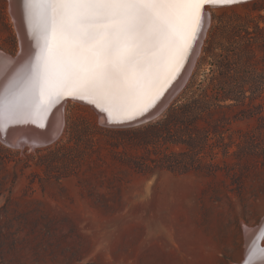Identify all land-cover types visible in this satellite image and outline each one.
Masks as SVG:
<instances>
[{
    "label": "rangeland",
    "instance_id": "obj_1",
    "mask_svg": "<svg viewBox=\"0 0 264 264\" xmlns=\"http://www.w3.org/2000/svg\"><path fill=\"white\" fill-rule=\"evenodd\" d=\"M10 11L0 0V51L16 59ZM209 12L192 71L154 120L113 128L69 100L53 141L0 138V264L253 263L248 240L264 233V0Z\"/></svg>",
    "mask_w": 264,
    "mask_h": 264
},
{
    "label": "bare ground",
    "instance_id": "obj_2",
    "mask_svg": "<svg viewBox=\"0 0 264 264\" xmlns=\"http://www.w3.org/2000/svg\"><path fill=\"white\" fill-rule=\"evenodd\" d=\"M9 1L20 51L16 59L0 51V138L13 146L24 137L39 144L56 138L65 97L93 104L113 128L133 126L148 106L150 116L185 84L211 23L209 7L240 2L75 0L66 37L54 25L56 0ZM262 234H250L252 264H264Z\"/></svg>",
    "mask_w": 264,
    "mask_h": 264
},
{
    "label": "water",
    "instance_id": "obj_3",
    "mask_svg": "<svg viewBox=\"0 0 264 264\" xmlns=\"http://www.w3.org/2000/svg\"><path fill=\"white\" fill-rule=\"evenodd\" d=\"M240 2H234V3H237V4H240V3H246V2H249V1H252V0H239ZM56 3L58 6H60V12L58 13V15L56 16V19H55V22H54V25L57 24L58 27L61 28V33H64L65 32V35L66 37H68L70 35V26L68 24V21H67V18H68V15H67V12L69 11V8H72L74 9L73 7H75V0H56ZM229 3V2H228ZM208 3L205 1L203 3H201L200 6V11H199V15H200V19L204 13V7L207 5ZM58 31V30H57ZM59 33V31H58ZM186 57V55H185ZM181 67V66H180ZM183 67H181L182 69ZM177 70L179 69V67L176 68ZM183 86V82L182 84H180L177 88H175V90L173 91L172 95L169 96L160 106H157V108H155V110H151L152 114L150 116H145V114L147 113V111L149 109L152 108V106H148L145 110H143L140 114L141 116L139 118H141L140 120H138L133 126H126V127H135V126H139V125H142L144 123H147L151 120H154L156 117H158L168 106L169 104L174 100V98L176 97L177 93L180 91V89L182 88ZM163 94V93H162ZM161 94V95H162ZM160 95V97L157 99V101H160L161 99H164V96L162 97ZM164 95V94H163ZM71 97H65L63 98V103L64 105H66V102L67 100H72L70 99ZM77 101H80V103L82 102L83 104H86V105H89L91 108H93L100 116V112L99 110H97V107L94 106L93 104L91 103H87V102H83L81 100H77ZM163 101V100H162ZM153 103H151L150 105H152ZM139 114V115H140ZM143 115V116H142ZM107 126H110L108 124H106ZM29 138V137H28ZM55 138L53 139H50L48 140V142L46 143H49L51 141H53Z\"/></svg>",
    "mask_w": 264,
    "mask_h": 264
},
{
    "label": "trees",
    "instance_id": "obj_4",
    "mask_svg": "<svg viewBox=\"0 0 264 264\" xmlns=\"http://www.w3.org/2000/svg\"><path fill=\"white\" fill-rule=\"evenodd\" d=\"M9 206L5 208V211H6V219L4 221V223L6 225H8L9 227L13 226L16 222V219L12 217V214H11V210H9Z\"/></svg>",
    "mask_w": 264,
    "mask_h": 264
}]
</instances>
